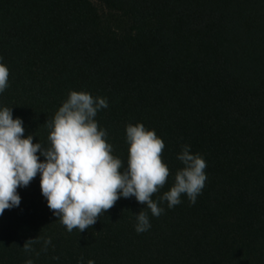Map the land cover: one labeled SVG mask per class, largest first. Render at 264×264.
<instances>
[{
    "label": "trees",
    "instance_id": "16d2710c",
    "mask_svg": "<svg viewBox=\"0 0 264 264\" xmlns=\"http://www.w3.org/2000/svg\"><path fill=\"white\" fill-rule=\"evenodd\" d=\"M93 1L0 0L9 72L0 107L47 146L46 122L70 90L106 98L95 120L125 166L127 124L162 139L170 174L152 199L164 211L153 217L120 198L90 228L68 232L38 174L0 215V264H264V0ZM182 145L203 157L207 179L194 204L182 195L169 209L159 198L182 167ZM139 211L151 227L138 234Z\"/></svg>",
    "mask_w": 264,
    "mask_h": 264
},
{
    "label": "clouds",
    "instance_id": "9594fccd",
    "mask_svg": "<svg viewBox=\"0 0 264 264\" xmlns=\"http://www.w3.org/2000/svg\"><path fill=\"white\" fill-rule=\"evenodd\" d=\"M8 77L6 65L0 63V93L9 86ZM107 107L106 98L70 90L46 122L47 146L33 143V135L24 133L23 121L13 118L10 107H0V215L19 206L17 188L28 186L38 174L47 207L68 232L90 228L120 198L134 197L153 217L162 214L164 209L152 199L170 174L161 160L162 139L140 123L127 124L125 166L112 155L106 130L95 120L97 113ZM176 159L182 167L175 172L169 190L159 198L169 209L181 203L182 195L194 204L207 179L205 160L200 154L192 153L188 145L181 146ZM134 215L135 232L139 234L151 227L147 213L139 211ZM34 242L37 238L28 239L22 246L24 251L31 252ZM49 244L51 239H44L43 250ZM24 264L34 261L27 259ZM78 264H94V261L85 262L81 257Z\"/></svg>",
    "mask_w": 264,
    "mask_h": 264
},
{
    "label": "rangeland",
    "instance_id": "374dc122",
    "mask_svg": "<svg viewBox=\"0 0 264 264\" xmlns=\"http://www.w3.org/2000/svg\"><path fill=\"white\" fill-rule=\"evenodd\" d=\"M94 4H95V1H93V0H91ZM106 12V11H105ZM104 12V14L106 15V18L108 19V20H110L112 23H113V25H114V27L117 29V30H122V28H123V25H122V23L119 21V19L116 17V16H114L113 14H109V13H105Z\"/></svg>",
    "mask_w": 264,
    "mask_h": 264
}]
</instances>
